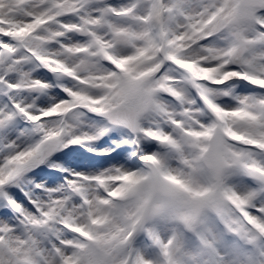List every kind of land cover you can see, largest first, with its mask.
<instances>
[{"label":"snow or ice","instance_id":"1","mask_svg":"<svg viewBox=\"0 0 264 264\" xmlns=\"http://www.w3.org/2000/svg\"><path fill=\"white\" fill-rule=\"evenodd\" d=\"M0 264H264V0H0Z\"/></svg>","mask_w":264,"mask_h":264}]
</instances>
